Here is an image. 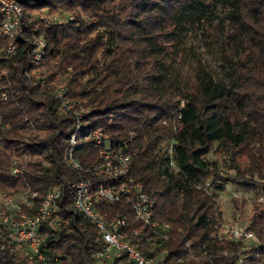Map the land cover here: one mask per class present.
<instances>
[{"label": "trees", "instance_id": "trees-1", "mask_svg": "<svg viewBox=\"0 0 264 264\" xmlns=\"http://www.w3.org/2000/svg\"><path fill=\"white\" fill-rule=\"evenodd\" d=\"M21 8L23 32L13 41L1 32L0 16V193L30 190L38 208L61 187L59 212L40 231L47 261L91 264L104 248L96 227L74 211L71 186L79 177L64 164L81 126L86 135L102 130L132 157L129 177L152 197L155 221L173 228L164 264H264L261 207L247 227L257 243L242 257L236 254L245 244L219 242L214 231L215 200L227 186L264 195V0H22ZM39 35L47 50L35 61L30 42ZM59 91L76 117L58 113ZM174 118L177 130L165 126ZM215 146L234 179L208 159ZM247 149L241 171L238 155ZM76 157L91 168L92 143ZM14 159L23 162L17 179ZM209 181L211 196L198 191ZM102 209L127 217L130 231L141 234L133 243L156 257L154 235L128 206ZM218 251L235 255L216 258ZM0 264L40 263L0 229ZM113 264L132 263L122 256Z\"/></svg>", "mask_w": 264, "mask_h": 264}, {"label": "built area", "instance_id": "built-area-1", "mask_svg": "<svg viewBox=\"0 0 264 264\" xmlns=\"http://www.w3.org/2000/svg\"><path fill=\"white\" fill-rule=\"evenodd\" d=\"M21 2L22 0H0L1 32L12 41L23 32ZM49 21L56 22L60 19L58 16H51ZM30 46L34 60H42L47 50L45 37L37 36L30 42ZM16 49L17 45L12 44L9 53H15ZM54 99L59 102L58 113L61 116L76 117L75 107L66 99L63 91L57 92ZM88 143H92L96 161L91 168L85 169L76 155L81 145ZM64 164L70 172L79 177L71 186L75 193L74 211L96 227L104 244L103 250L95 255L91 264H113L122 256H126L132 264H164L169 255V250L164 248L172 241L173 228L167 223L155 221V203L152 197L129 177L133 165L129 153L123 148H114L110 138L102 130L86 135L82 134V127L78 126L69 141ZM22 167V160H12L11 177L19 178ZM61 194V187L56 188L37 208L38 194L30 190L11 196L0 193V229L7 231L13 245L25 248L29 256L40 264H60L58 260L49 263L43 255L42 245L45 238L40 231L43 225L59 212ZM121 203L129 207L135 223L154 235L151 241H155L154 246L159 250L156 257H145L133 243L141 234L138 230L130 231L131 224L127 217L102 209L103 206L110 209ZM49 227L53 232L59 229L55 222H51ZM247 227H242L239 223H229L216 225L214 231L219 242L226 240L232 244H245L236 254L237 257H242L250 245L257 243L256 235ZM187 247L190 248L189 245ZM231 255L235 254L230 251H218L215 256L230 258Z\"/></svg>", "mask_w": 264, "mask_h": 264}, {"label": "rangeland", "instance_id": "rangeland-1", "mask_svg": "<svg viewBox=\"0 0 264 264\" xmlns=\"http://www.w3.org/2000/svg\"><path fill=\"white\" fill-rule=\"evenodd\" d=\"M45 17V16H40ZM208 66L210 67V58L205 57ZM38 75V73H37ZM173 126V129L177 130L179 128V118H174L172 122H168L165 124L166 127L169 125ZM164 152L170 153L171 147L168 144L163 145ZM251 148V146H250ZM212 154L208 157L211 161L218 162L222 167V173L225 177L230 179H234L236 173L232 172L230 169V164L228 163L229 158L226 156L225 153L220 152L221 149H218L217 146L213 148ZM249 149L245 152H240L238 155L241 157L239 159L240 170L244 171L247 170L249 166V160L246 158L245 155H248ZM174 162L175 165V161ZM175 173H177L176 167H172ZM222 175V174H221ZM212 181H209L201 188H198V191H202L207 195L211 196L214 194V187L211 185ZM233 186H227L225 189V193L218 196L215 200V225L219 226L221 224H229V223H239L242 227L249 226V220L253 217L257 207H261L264 209V195L258 196L255 193L248 192L245 193ZM25 251V250H24ZM24 254V253H23Z\"/></svg>", "mask_w": 264, "mask_h": 264}]
</instances>
